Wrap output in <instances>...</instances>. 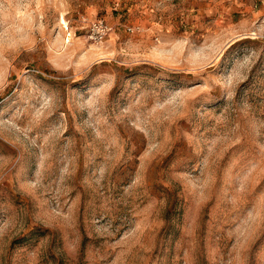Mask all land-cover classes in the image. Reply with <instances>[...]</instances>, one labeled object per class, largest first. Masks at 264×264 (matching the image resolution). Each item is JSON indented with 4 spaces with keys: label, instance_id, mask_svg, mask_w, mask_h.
<instances>
[{
    "label": "rangeland",
    "instance_id": "obj_1",
    "mask_svg": "<svg viewBox=\"0 0 264 264\" xmlns=\"http://www.w3.org/2000/svg\"><path fill=\"white\" fill-rule=\"evenodd\" d=\"M0 264H264V0H0Z\"/></svg>",
    "mask_w": 264,
    "mask_h": 264
},
{
    "label": "built area",
    "instance_id": "obj_2",
    "mask_svg": "<svg viewBox=\"0 0 264 264\" xmlns=\"http://www.w3.org/2000/svg\"><path fill=\"white\" fill-rule=\"evenodd\" d=\"M94 31H95V32H100V29H98V30H95V29H94Z\"/></svg>",
    "mask_w": 264,
    "mask_h": 264
}]
</instances>
